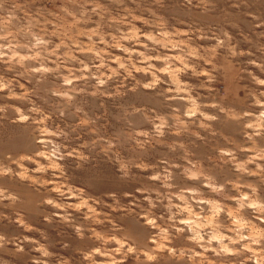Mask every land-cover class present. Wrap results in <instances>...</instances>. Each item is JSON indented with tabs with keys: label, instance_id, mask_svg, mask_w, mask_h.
Wrapping results in <instances>:
<instances>
[{
	"label": "rangeland",
	"instance_id": "rangeland-1",
	"mask_svg": "<svg viewBox=\"0 0 264 264\" xmlns=\"http://www.w3.org/2000/svg\"><path fill=\"white\" fill-rule=\"evenodd\" d=\"M0 264H264V0H0Z\"/></svg>",
	"mask_w": 264,
	"mask_h": 264
}]
</instances>
